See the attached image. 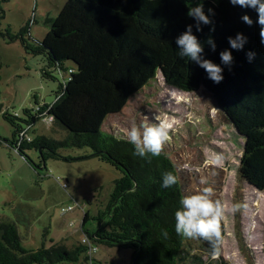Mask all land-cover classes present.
<instances>
[{
    "label": "trees",
    "instance_id": "obj_1",
    "mask_svg": "<svg viewBox=\"0 0 264 264\" xmlns=\"http://www.w3.org/2000/svg\"><path fill=\"white\" fill-rule=\"evenodd\" d=\"M6 1L0 0V20ZM200 3L212 24H201L202 30L197 31L187 12ZM244 14L251 25L241 19ZM49 22L45 35L35 43L25 37L28 24L18 33L0 28L2 38L20 40L26 52L43 58L42 77L55 80L54 74L59 75L52 103L39 102L33 95V105L23 108L21 116L2 113L12 128L11 138L2 141L25 160L27 149L37 151L38 165L43 167L48 159L75 158L64 157L62 148H87L84 157L111 164L120 176L113 181L103 208L96 214L82 213L84 237L77 244L53 242L47 248L27 250L14 223L0 220V264H57L78 262L80 257L88 264H107L92 260L95 244L131 250L128 264H229L212 259L207 242L194 245L176 234L174 212L184 194L171 159L161 153L148 162L133 154L126 138L102 126L156 79L157 72L165 85L180 91L203 89L211 95L218 116L241 139L238 174L264 194V43L256 11L230 0H65ZM187 25H192V34L203 45L202 58L223 69L220 83L209 79L196 62L179 56L175 40ZM237 33L246 37L239 50L228 43V37ZM209 37L215 42L214 51L206 43ZM225 49L233 57L230 66L220 59ZM248 52L255 54L251 60ZM44 117H50L51 125L62 129L64 136L37 133L34 126ZM166 171L178 177L171 188L162 187ZM89 220L96 224L86 227ZM85 238L89 243L83 242Z\"/></svg>",
    "mask_w": 264,
    "mask_h": 264
},
{
    "label": "rangeland",
    "instance_id": "obj_2",
    "mask_svg": "<svg viewBox=\"0 0 264 264\" xmlns=\"http://www.w3.org/2000/svg\"><path fill=\"white\" fill-rule=\"evenodd\" d=\"M65 0H7L2 3L1 31L9 27L18 33L28 24L27 39L40 41ZM42 57L25 51L20 40L9 41L0 36V220L14 223L21 245L27 250L48 247L53 242L65 246L79 243L84 234L80 230L82 213L90 214L103 208L113 181L120 172L111 164L88 155L87 148H66L59 152L74 159H48L45 167L38 165L39 153L27 149L26 160L2 139H10L12 128L2 113L15 112L33 105V95L39 102L52 103L58 87L55 80L41 76ZM67 66L68 63H67ZM173 125L171 139L162 153L167 155L179 175L183 194L214 189L213 199L226 206L240 203L237 213H226L221 221L222 241L219 260L229 264H264V194L246 184L237 171L241 139L230 125L218 116L211 95L203 89L183 92L163 83L159 72L156 79L139 91L116 115H109L102 130L126 138V130L133 122L148 120ZM37 133L54 138L64 136L62 129L42 119L34 126ZM222 155L219 165L215 155ZM187 166V167H186ZM191 169V171L189 170ZM200 171H196V169ZM206 177L208 185H201ZM65 184V187L62 186ZM183 195V196H184ZM71 206V211L61 213ZM96 223L89 220L86 227ZM192 244L200 240H191ZM206 243V241H204ZM208 244V243H207ZM93 261L107 264H128L131 250L95 244ZM207 258L206 256L203 257ZM57 264H88L78 262Z\"/></svg>",
    "mask_w": 264,
    "mask_h": 264
},
{
    "label": "clouds",
    "instance_id": "obj_3",
    "mask_svg": "<svg viewBox=\"0 0 264 264\" xmlns=\"http://www.w3.org/2000/svg\"><path fill=\"white\" fill-rule=\"evenodd\" d=\"M230 2L233 5L252 8L256 11L257 23L260 26L259 35L261 43H264V0H230ZM209 13H213V10L209 9ZM187 15L195 20L197 31L202 30L201 24H212L209 15H206L203 10V3L190 7ZM241 19L248 25L252 24V20L247 14L242 15ZM210 31H214V26ZM245 42L246 37L241 33H237L235 38L228 37V43L233 49H242ZM175 43L178 46L180 57H187L189 60L196 62L207 72L208 78L214 83H220L223 80V69L220 65L213 63L210 59L202 58L203 45L192 34V25L186 26V31L176 38ZM206 43L213 51L215 50L216 45L211 37L207 39ZM219 55L224 65L230 66L232 64L233 57L230 51L225 49ZM254 55L252 52L247 53L249 60ZM155 120L156 123H149L147 119L140 124L133 122L125 133L127 142L133 145V154L146 159L148 162L151 161L152 157L160 156L164 145L171 139L170 132L173 130V125L160 122L159 116H156ZM47 123L51 124L52 120L47 121ZM222 160L223 156L219 154L213 158V162L217 165ZM189 170L191 171L190 168ZM196 171H200V169L197 168ZM177 182L178 177L173 172L166 171L163 173L162 187L171 188ZM199 182L201 185H208L206 177H201ZM213 196L214 189L211 186H204L197 192L184 195L179 201L180 207L174 212V230L176 234L183 238L206 241L210 246L212 259H218L219 245L223 239L221 233L222 219L226 213L234 215L246 206L240 203H232L230 206H226L221 200L213 199ZM67 211H71V209H62V212ZM167 234V230H163V235L167 236ZM83 242L89 243L87 238Z\"/></svg>",
    "mask_w": 264,
    "mask_h": 264
},
{
    "label": "built area",
    "instance_id": "obj_4",
    "mask_svg": "<svg viewBox=\"0 0 264 264\" xmlns=\"http://www.w3.org/2000/svg\"><path fill=\"white\" fill-rule=\"evenodd\" d=\"M43 119H44V120H46V121H49V120H51V118H50V117H49V118H47V117H44ZM63 185H64V184H63ZM63 185H62V186H63ZM63 187H65V185H64ZM67 208H72V207H71V206H69V207H67ZM61 211H62V210H61ZM61 213H64V212H61Z\"/></svg>",
    "mask_w": 264,
    "mask_h": 264
}]
</instances>
